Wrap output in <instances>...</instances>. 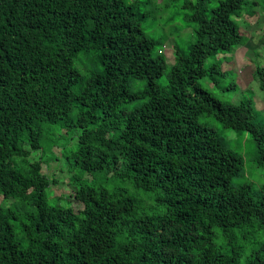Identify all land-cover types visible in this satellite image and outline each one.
<instances>
[{
	"label": "trees",
	"instance_id": "16d2710c",
	"mask_svg": "<svg viewBox=\"0 0 264 264\" xmlns=\"http://www.w3.org/2000/svg\"><path fill=\"white\" fill-rule=\"evenodd\" d=\"M259 7L264 0H0V264H242L235 237L247 233L243 264H264V183L234 185L241 155L199 121L212 115L248 132L264 167V116L250 97L234 103L198 82L226 75L218 57L249 39L234 17ZM179 12L193 39H174L167 66L162 47L182 31L165 27ZM252 77L264 92V65ZM54 147L78 171L68 174L67 206L49 202L44 159H30L54 158ZM101 171L120 184L79 177Z\"/></svg>",
	"mask_w": 264,
	"mask_h": 264
},
{
	"label": "rangeland",
	"instance_id": "374dc122",
	"mask_svg": "<svg viewBox=\"0 0 264 264\" xmlns=\"http://www.w3.org/2000/svg\"><path fill=\"white\" fill-rule=\"evenodd\" d=\"M169 11L162 16L155 17V37H158L163 30L162 22L165 21L170 15ZM184 12H179L175 16V22L165 27V31L168 33L172 31L174 35H177L178 31H182L177 36L171 35L166 40L165 45L162 47V53L165 56L167 66H170L173 62V49L171 45L174 39L179 41L180 45H183L187 40L193 39L191 28L186 27V19L183 17ZM240 25V30L248 36V41L241 46H238L228 54H223L218 57V61L224 69H227L226 75L215 84L209 75L198 79L204 87L208 88L215 96L221 99L230 100L231 102H238L242 98L250 97L255 103L256 110L264 116V92L259 88L258 82L252 77L253 69L255 64L258 62L264 65V8L259 7L257 14L254 16H246L242 14L239 17H234ZM153 18H149L145 21V27H149ZM181 29V30H180ZM211 59L205 62L206 68L209 67ZM168 69L157 78V82L160 85L167 84ZM231 83H235L232 85ZM133 89L138 90L142 88L140 83ZM132 103L129 104V107ZM199 121L209 127H212L216 132L225 137L232 149L238 152L243 160L242 171L232 180L234 185H240L248 183L253 189L257 190L264 183V167L257 166L253 160V152L255 151L254 141L250 138L249 133L246 131L237 132L233 129L224 128L222 124L212 115H201ZM66 139H63L65 142ZM56 154L53 158L52 154L47 151L44 155L39 157V153H32L30 159H44L42 164V172L46 173L51 179V185L49 188V202L59 203V205L67 206L70 204V200L66 197L69 192L68 189V174L72 176L78 174L77 170H71L67 157L62 155L59 157V148L54 147L52 150ZM46 161V162H45ZM75 174V175H73ZM79 177L83 181L100 185L107 188H112L120 184L116 178L108 172H96L82 173ZM80 180V179H79ZM81 181V180H80ZM74 205V204H73ZM77 206V205H76ZM218 242L221 241L220 237L216 235ZM252 236L250 233L244 235H237L235 241L241 245L243 251L241 257V263L246 261L247 255L250 249L254 245L249 237Z\"/></svg>",
	"mask_w": 264,
	"mask_h": 264
}]
</instances>
